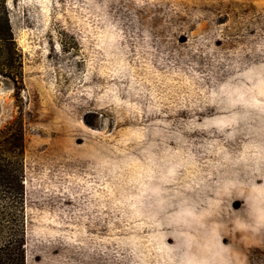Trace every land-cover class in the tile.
<instances>
[{
    "label": "rangeland",
    "instance_id": "obj_1",
    "mask_svg": "<svg viewBox=\"0 0 264 264\" xmlns=\"http://www.w3.org/2000/svg\"><path fill=\"white\" fill-rule=\"evenodd\" d=\"M7 5L26 264H264V0Z\"/></svg>",
    "mask_w": 264,
    "mask_h": 264
},
{
    "label": "trees",
    "instance_id": "obj_2",
    "mask_svg": "<svg viewBox=\"0 0 264 264\" xmlns=\"http://www.w3.org/2000/svg\"><path fill=\"white\" fill-rule=\"evenodd\" d=\"M22 71V55L7 0H0V76L18 83L22 80ZM23 153L24 135L20 123L11 137L2 138L0 134V264H26Z\"/></svg>",
    "mask_w": 264,
    "mask_h": 264
},
{
    "label": "water",
    "instance_id": "obj_3",
    "mask_svg": "<svg viewBox=\"0 0 264 264\" xmlns=\"http://www.w3.org/2000/svg\"><path fill=\"white\" fill-rule=\"evenodd\" d=\"M0 84L2 85L1 91H4L8 88H12V85L10 83V81L6 78H1L0 77Z\"/></svg>",
    "mask_w": 264,
    "mask_h": 264
},
{
    "label": "bare ground",
    "instance_id": "obj_4",
    "mask_svg": "<svg viewBox=\"0 0 264 264\" xmlns=\"http://www.w3.org/2000/svg\"><path fill=\"white\" fill-rule=\"evenodd\" d=\"M4 91H2V93H3Z\"/></svg>",
    "mask_w": 264,
    "mask_h": 264
}]
</instances>
